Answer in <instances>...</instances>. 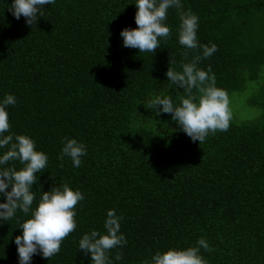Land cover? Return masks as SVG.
<instances>
[{
	"label": "trees",
	"instance_id": "trees-1",
	"mask_svg": "<svg viewBox=\"0 0 264 264\" xmlns=\"http://www.w3.org/2000/svg\"><path fill=\"white\" fill-rule=\"evenodd\" d=\"M134 3L54 0L30 26L13 18L11 0H0V98L16 99L7 108L10 131L29 136L48 157L32 207L40 191L63 184L84 197L59 252L34 255L31 264H90L77 243L93 229L105 232L108 209L125 238L108 250L112 264H151L155 252L193 247L199 238L209 246L199 250L206 264H264V0H181L182 10L198 17V45H216L197 67H210L228 98L248 90L258 111L248 121L230 119L227 130L201 143L170 114L144 108L149 93L168 92L179 103L182 89H169L164 74L181 71L201 49L177 42L175 8L164 21L169 36L153 53L123 47L120 30L136 27ZM68 138L86 147L78 168L57 159ZM27 218L18 210L0 223V264H17L12 239Z\"/></svg>",
	"mask_w": 264,
	"mask_h": 264
},
{
	"label": "clouds",
	"instance_id": "clouds-1",
	"mask_svg": "<svg viewBox=\"0 0 264 264\" xmlns=\"http://www.w3.org/2000/svg\"><path fill=\"white\" fill-rule=\"evenodd\" d=\"M53 3L54 0H11L8 11L14 19L23 17L25 25L31 26L42 16L46 9L44 6ZM134 5L136 27H125L119 32L123 47L153 53L169 36L170 29L164 21L168 9L175 8L179 16L177 42L187 49L198 46L201 49L199 56L181 64V71L168 67L164 74L169 89H182L184 95L179 97V103L174 104L168 92H156L149 93L144 108L151 110L155 117L170 114V120L191 141L201 143L208 134L227 130L232 114L226 91L215 86V76L210 67L207 71L197 67L201 57L207 58L216 51L215 44L198 45V17L182 10L181 0H135ZM15 103L12 94L5 93L0 98V149L7 145V149L0 153V223L13 219L18 210L28 216L19 223L21 232L12 242L16 246L17 264H31L34 255L49 259L59 252L63 238L76 228L74 206L84 197L80 190L63 184L40 191L36 206L32 207L33 185L46 168L48 157L36 150L35 141L29 136L10 131L7 108ZM143 119L141 117V122ZM147 119L154 121L150 117ZM85 154L84 143L68 138L61 141L57 159L68 157L72 167L78 168ZM9 161H18L22 167L19 170L4 167ZM119 221L115 210L108 209L103 221L104 233L93 229L80 236L77 249L81 250V255L87 256L90 264H112L108 250L125 243L124 235L119 231ZM201 248L209 250L204 238L197 239L193 247L168 249L162 253L157 251L151 256V264H206L199 255ZM114 259L119 260L120 255L116 254Z\"/></svg>",
	"mask_w": 264,
	"mask_h": 264
},
{
	"label": "rangeland",
	"instance_id": "rangeland-1",
	"mask_svg": "<svg viewBox=\"0 0 264 264\" xmlns=\"http://www.w3.org/2000/svg\"><path fill=\"white\" fill-rule=\"evenodd\" d=\"M248 90L232 92L229 96V109L231 119L235 121H248L256 117L257 110L250 107L248 99L250 97Z\"/></svg>",
	"mask_w": 264,
	"mask_h": 264
}]
</instances>
